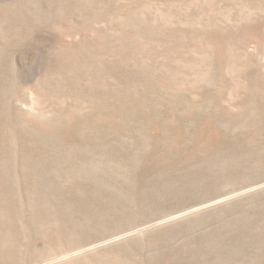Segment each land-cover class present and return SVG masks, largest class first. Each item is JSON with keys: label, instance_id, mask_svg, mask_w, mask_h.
I'll list each match as a JSON object with an SVG mask.
<instances>
[{"label": "rangeland", "instance_id": "obj_1", "mask_svg": "<svg viewBox=\"0 0 264 264\" xmlns=\"http://www.w3.org/2000/svg\"><path fill=\"white\" fill-rule=\"evenodd\" d=\"M0 264H264V0H0Z\"/></svg>", "mask_w": 264, "mask_h": 264}]
</instances>
